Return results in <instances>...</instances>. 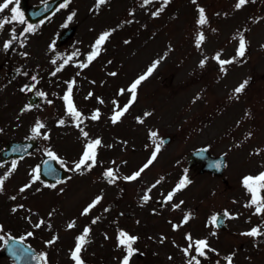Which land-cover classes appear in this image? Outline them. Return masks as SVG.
Segmentation results:
<instances>
[{
    "label": "rangeland",
    "instance_id": "374dc122",
    "mask_svg": "<svg viewBox=\"0 0 264 264\" xmlns=\"http://www.w3.org/2000/svg\"><path fill=\"white\" fill-rule=\"evenodd\" d=\"M235 3L169 0L164 4L163 0H150L144 5L143 0H105L97 6L96 0H69L66 8L58 10V16L28 33L17 52L0 51V149L10 140H39L38 148L16 161V168L4 179L0 235L28 238L39 253H47V264H74L70 252L75 237L88 226L89 242L80 253L85 264H121L126 251L118 244V233L123 229L139 237L129 264H185L182 249L188 244L185 233L190 232L194 239L207 237L209 245L219 251V255L209 252L206 259L200 258L202 264H215L217 259L226 264L223 257L230 252H235L234 264H264V236L254 239L240 234L264 220V211L256 214L254 205L245 206L251 194L241 182L244 175L264 170V0H247L240 9ZM198 5L205 8V25L196 23ZM157 9L160 15L151 16ZM4 16L10 17V9L0 13V19ZM18 25L14 27L17 34L23 24ZM66 27L75 31L59 46L56 40ZM108 29L113 31L89 61L87 53L99 34ZM199 30L204 31L205 40L197 47ZM240 35L246 41L244 56L236 57L224 66L227 71L221 72L213 57L217 52L221 59L234 57ZM162 56L157 67L137 85L135 100L113 124L110 100L123 107L131 98L129 85ZM204 56L208 59L201 68L198 61ZM17 67L21 70L12 76ZM33 75L38 77L35 82ZM69 80L75 81L72 98L85 116L100 109L98 120L85 119L82 124L90 137L102 139L97 163L83 174L69 170L72 161L79 158L85 139L66 115L62 96ZM244 80H248L245 89L235 94L233 90ZM33 83L30 93L22 92L25 84ZM37 91L46 93L43 102L21 111ZM197 93L199 97L194 99ZM145 112L150 114L144 116ZM60 118L65 119L64 125L57 123ZM37 119L45 124L41 132L48 134L47 140L31 133ZM150 130L156 131L157 137H150ZM166 138L170 143L161 144L157 158L141 177L109 183L102 176L108 167L119 169L120 176L137 170L149 158L154 142ZM49 147L64 158L63 167L69 174L55 188L41 179L30 181L32 169ZM202 147L215 155H226L224 178L228 182L188 169V155ZM256 149H260L258 154ZM11 162L0 163V176L11 168ZM185 176L194 179L192 184H186L172 201L164 203L163 197ZM24 183H31V187L20 192ZM145 189H150L151 200L147 202L140 199ZM96 195L102 196L101 201L82 214ZM181 200L180 207L173 210L171 203ZM18 205L23 207L12 212ZM224 209L239 215L230 218L226 228L218 229L209 218ZM185 213H191L190 219L181 224ZM41 218L45 224L34 227ZM73 220L75 226L69 229L67 224ZM49 222L51 227L45 226ZM173 223L180 226L173 229ZM28 232L34 235L29 237ZM54 234L58 239L46 244ZM3 248L0 241V251ZM0 264L14 262L0 254Z\"/></svg>",
    "mask_w": 264,
    "mask_h": 264
},
{
    "label": "snow or ice",
    "instance_id": "6c2138e0",
    "mask_svg": "<svg viewBox=\"0 0 264 264\" xmlns=\"http://www.w3.org/2000/svg\"><path fill=\"white\" fill-rule=\"evenodd\" d=\"M105 0H96V5L99 6L100 4L104 3ZM150 2V0H143V4L144 5H148ZM164 4H167L169 2V0H163ZM193 2H195V0H193ZM247 2V0H236L235 3V8L236 9H240L243 5H245V3ZM69 3V0H64V5L63 6H67V4ZM20 4V0H2V2H0V13H3L6 9H10V17L9 16H4L3 19H0V29H3L5 24H8L10 22H19L21 24L26 23L25 19H24V13L20 10L19 7ZM197 10H198V19L196 21L197 25H205L207 23V18L205 15V8L202 6H197ZM160 15V10L157 9L155 11L151 12V16L153 17H157ZM72 16L68 17V20H71ZM36 29L33 25L28 24L26 28H24V32H34ZM113 31V29H108L105 31H102L98 38L95 40L94 45L92 46V51L87 53V58L89 61H91L96 55H98L99 51H100V45L103 44V42L106 40V38H108L110 36V33ZM17 39V33L15 31V29H12V34H11V38L9 40H6L3 43V49L5 51L9 50L11 44L13 41H15ZM205 40V33L203 30H199L197 32V35L195 37V44L197 47H200L201 42ZM127 42V41H126ZM245 49H246V41H245V37L243 35L239 36V42H238V47L236 49V54L234 57L230 58V59H221L220 58V53L217 52L215 54V56L213 57V59H215L216 61H218V64L220 65V71L221 72H226V68L224 67L226 64H229L232 62V60H234L236 57H242L245 54ZM23 55L27 56L28 53L25 52L23 53ZM164 57H160L159 59H157L156 61H154L151 66L148 68L147 72L143 73L142 75L138 76L130 85L128 88V91H130L131 93V98L128 100L127 103H125L123 105V107H119L117 104V101L115 99H113L112 103H113V112L111 115V122L113 124H115L117 121H119L121 119V117L124 115V112L128 109L129 105L132 103L133 100H135L136 98V89H137V85H139L141 83L142 80L145 79V77L151 73L153 71V69H155L157 67V65L160 62V59H163ZM208 57L204 56L203 58H201L198 61V66L203 68L205 66V63L207 61ZM53 63H55V61H53ZM65 63H67V61H65ZM81 67H84V64L82 63L80 65ZM111 75H116L115 72H112ZM38 77L33 75L31 77V80L33 82L37 81ZM75 84L74 80H69L67 81V87H66V91L64 92L63 96H62V100L64 101L65 104V111H66V115L67 117H69L68 122L73 124L75 127H77L79 129L80 132V136L84 137V145H83V150L79 156L78 159L72 161V167L71 169H69L70 171L79 173V174H83L85 171L92 169V167L97 163V149L98 147H100L102 145V139L97 136V137H90L89 133L84 129V127H82L83 121L85 119H91V120H98L100 118V109H94L89 116H85V114L79 110L72 98V92H73V85ZM248 84V80H244L243 82H241L237 87H235V89L233 90L235 94H240L242 93V91L245 89V86ZM35 87V84H25L23 86L22 91H30L31 89H33ZM125 91L124 88L119 89L120 93H123ZM36 95L40 96V97H46V93L43 91H37ZM92 93L91 91H89L88 96H91ZM199 97V93H197V96L194 97V99ZM97 100L100 103H103L102 98H100L99 96L96 97ZM49 104L52 103L51 100L47 101ZM32 108L31 104H26L24 105V108L21 109V111L27 110ZM150 113L145 112L144 116H148ZM248 113H246L247 115ZM138 121H140L141 123L143 122L141 120L140 117L136 118ZM57 123L59 125H64L66 123L64 118H60ZM45 127V124L42 123L39 119H37L34 123V125L31 128V133L33 134V136L39 137V136H43V138L45 140H47L48 134L42 133L41 129H43ZM0 131H2V129H0ZM150 137H157L158 133L154 130H150ZM249 137L252 135L251 132L248 133ZM163 143V141L161 140L160 142H154V148L150 153L149 158L146 160V162L137 170L132 171L130 174H125L123 176H120L119 173V169H116L114 167H108L106 168L103 172H102V176L108 179L109 183H114L116 180L119 179H123L124 181H133L139 177H141V173L144 172L145 169H147L152 163L153 161L157 158V154L158 152H160L161 149V144ZM108 147H111V145H108ZM13 151H18V149H13ZM256 153L258 154L260 149H256L255 150ZM45 155L47 156L48 160H55L57 161L61 166H66V161L64 160L63 157L59 156L55 151L52 150V148H46L44 150ZM110 163H115L114 161H111ZM45 164L47 165V161H45ZM17 166V162L16 160H13L11 162V168L4 173L3 176H0V192L3 191V182L4 179L10 175L11 171L14 170ZM212 167H216L219 168L221 165L219 162H214L212 165H210ZM46 172L48 175L50 176H54L56 175V170L54 168L51 167H46ZM32 176L30 177V181L31 182H35L38 181L40 179V166L37 165L35 168L32 169ZM160 181L157 180L156 183H159ZM191 181L188 180V178L185 176L183 178H181L179 180L178 183H176V185L167 192V194L163 197V200L165 202H169L172 201L173 196L175 195V193L182 189L183 187L186 186V184L190 183ZM242 185L245 188V190L251 194V198L248 202H246L245 206H252L254 205V211L256 214H260L262 211H264V196L261 195V190H264V170H261L260 172H258L257 174L253 175V174H246L242 177ZM50 188H55L56 184H50L47 185ZM31 187V183H24L19 191L20 192H24L25 189H28ZM152 187H155V184L152 185ZM60 191H63V189H60ZM150 189H145L144 190V194L141 196V200L143 202H147L150 199V195H149ZM13 199H15V197H12ZM102 199L101 195H96L90 203L87 204V206H85L82 210V214H87L89 212L90 209H92L98 202H100ZM183 201H179L178 203H171V208L173 210L177 209L180 207V204H182ZM17 207H23V205H18L16 207H13L11 209L12 212H16ZM107 210V209H105ZM31 211V210H29ZM153 212L156 211V209H152ZM53 214V212H49L48 216L51 217ZM238 213L235 212H229L228 209H224L222 212V216L223 217H229V218H237L238 217ZM191 213H185L182 217L181 220V224L184 222H187L190 219ZM221 214L220 213H213L209 220L211 222L212 225L214 226H219V224L223 223V221L220 219ZM26 219L30 220V217H25ZM96 219H99V217H97ZM93 223H95L96 221L93 220ZM42 224H45V221L43 220V218L39 219L35 224L34 227H40ZM45 226L47 227H51L50 222L48 224H46ZM75 226V221H69L67 224V227L73 228ZM180 226V224H176L173 223L172 227L173 229H176ZM264 220L261 221V224L259 225H254L251 228L247 229L245 232L240 233L241 235H247V236H251L254 239L257 237H262L264 236ZM3 232V226L0 225V233ZM89 232H90V228L88 226H85L83 228V231L81 234L77 235L75 237V246L74 249L71 250L70 252V256L71 259L74 261V264H85V261L81 258V251L84 248V246L89 242ZM212 235H216L215 232L211 233ZM34 233L33 232H28L27 236L31 237L33 236ZM185 238L188 241V244L186 247H184L182 249L184 256L186 257L185 260V264H202V260L200 258H207L209 252L210 253H216L217 255H219V251L216 248L211 247V245H209L207 237H201V238H193L190 232L185 233ZM25 237L24 236H20V237H14L11 236L10 234L5 236V235H0V241H3L4 245L7 247L8 251L11 253V255L13 257H15L16 259H25V258H30L33 261H36L37 264H47V253L41 251L38 255L34 254L31 250V248L26 247L23 245V241H24ZM56 239H58L57 235H53L52 238L50 240L45 241L46 244H52ZM139 239L138 236L136 235H131L129 234L127 231L121 229L118 233V244L119 246H123L126 254L123 255L122 260H121V264H129L130 262V258L131 256L137 252V249L135 247H133V244L135 241H137ZM164 237L161 236V242L163 241ZM193 246H194V254H190L193 250ZM205 249H207L208 251L206 252ZM234 256H235V252H230L227 255H225L223 257V260L226 262V264H234ZM169 259H171V257H169ZM215 264H221V261L219 259H217L215 261Z\"/></svg>",
    "mask_w": 264,
    "mask_h": 264
},
{
    "label": "water",
    "instance_id": "95a60500",
    "mask_svg": "<svg viewBox=\"0 0 264 264\" xmlns=\"http://www.w3.org/2000/svg\"><path fill=\"white\" fill-rule=\"evenodd\" d=\"M68 33H69V32H68ZM68 33H67V34H68ZM62 41H63V37L61 38L60 43H61ZM14 144H17V143H13L12 145H14ZM30 144H31L30 142L23 143V145H28V146H30ZM21 145H22V144H21ZM35 145H36V143H35ZM7 148H8V147H7ZM47 165H48V163H47ZM47 165H46V166H47ZM211 171H212V172H216L214 169H212ZM202 172H203V171H202ZM54 176H56V175H54ZM62 176L66 177V174L63 172ZM57 178H59V177H57Z\"/></svg>",
    "mask_w": 264,
    "mask_h": 264
}]
</instances>
